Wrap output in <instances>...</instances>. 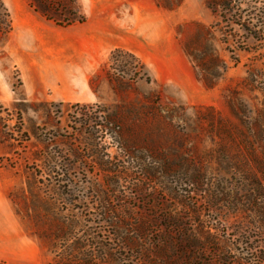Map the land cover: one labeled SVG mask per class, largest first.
Returning <instances> with one entry per match:
<instances>
[{
    "label": "rangeland",
    "instance_id": "obj_1",
    "mask_svg": "<svg viewBox=\"0 0 264 264\" xmlns=\"http://www.w3.org/2000/svg\"><path fill=\"white\" fill-rule=\"evenodd\" d=\"M53 3L73 24L0 0V264H264V39L206 0Z\"/></svg>",
    "mask_w": 264,
    "mask_h": 264
},
{
    "label": "trees",
    "instance_id": "obj_2",
    "mask_svg": "<svg viewBox=\"0 0 264 264\" xmlns=\"http://www.w3.org/2000/svg\"><path fill=\"white\" fill-rule=\"evenodd\" d=\"M46 2H50L48 3H43L42 0H38L39 4L38 5V9L39 12L43 15H45L47 18H49L50 21H53L55 24L59 25V26H63L65 25H70L73 24L72 20H69L67 22L65 21H61L58 20V18L56 17H52V16H58L61 15V5H57L58 7H55L56 0H45ZM206 6L207 8H209L217 17L225 20L227 18H231L233 20V24H238V22H244V24H242V28L243 30L248 34V36L253 39V40H262L264 39V7L261 8V10L259 11V14H261V16H259V14H256L254 12V10H249L246 11V14H243V11L241 9L237 8V3L236 0H206ZM242 8V7H241ZM241 10V11H240ZM71 12V11H70ZM258 16L261 20V22L263 23V28L260 29H255L254 27H252L250 25V23L248 22V24L246 23V19H251L254 18V16ZM233 32L231 33H226L227 38H232L234 37Z\"/></svg>",
    "mask_w": 264,
    "mask_h": 264
}]
</instances>
